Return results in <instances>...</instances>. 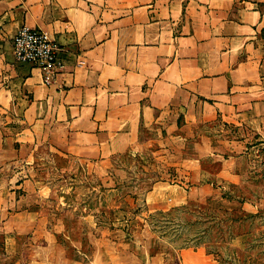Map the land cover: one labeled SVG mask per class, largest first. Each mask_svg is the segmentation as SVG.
Returning <instances> with one entry per match:
<instances>
[{"label":"crops","instance_id":"crops-1","mask_svg":"<svg viewBox=\"0 0 264 264\" xmlns=\"http://www.w3.org/2000/svg\"><path fill=\"white\" fill-rule=\"evenodd\" d=\"M23 28L62 48L47 82L15 59ZM39 151L114 197L118 183L157 169L148 213L193 203L264 215V0H0V246L34 229L38 185L19 171ZM124 197L131 206L117 208L132 213L141 196ZM140 227L128 238L135 252L92 264L217 263L203 246L158 250Z\"/></svg>","mask_w":264,"mask_h":264},{"label":"rangeland","instance_id":"rangeland-1","mask_svg":"<svg viewBox=\"0 0 264 264\" xmlns=\"http://www.w3.org/2000/svg\"><path fill=\"white\" fill-rule=\"evenodd\" d=\"M51 153L39 151L37 161L19 171L38 185L29 199L37 217L29 222L34 228L30 234L12 246H0V264H92L102 258L100 252L115 261L117 252L119 257L135 252L128 238L140 226L148 229L158 250L169 254L203 246L216 264H264V215L237 219L193 203L148 213L142 198L161 179L157 169L147 167L129 183H118L121 196L114 197L87 170ZM132 189L141 196L139 203L132 213L119 211L118 206H131L124 195Z\"/></svg>","mask_w":264,"mask_h":264},{"label":"built area","instance_id":"built-area-1","mask_svg":"<svg viewBox=\"0 0 264 264\" xmlns=\"http://www.w3.org/2000/svg\"><path fill=\"white\" fill-rule=\"evenodd\" d=\"M12 47L16 61L40 68L45 82L63 67L62 48L40 29H21L13 37Z\"/></svg>","mask_w":264,"mask_h":264}]
</instances>
